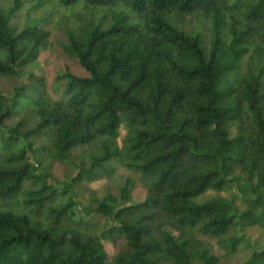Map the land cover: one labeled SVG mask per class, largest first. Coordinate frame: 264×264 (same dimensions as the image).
<instances>
[{
    "label": "trees",
    "instance_id": "1",
    "mask_svg": "<svg viewBox=\"0 0 264 264\" xmlns=\"http://www.w3.org/2000/svg\"><path fill=\"white\" fill-rule=\"evenodd\" d=\"M25 3L0 4V78L36 62L52 37L40 22L11 25ZM48 7L71 18L62 48L87 75L60 76V99L42 78L0 93V128L23 113L0 141V264H218L198 234L232 258L238 226L264 228V0H37L33 9ZM190 14L209 21L210 39L181 27ZM21 137L27 146L14 151ZM40 138L41 173L29 156ZM57 162L77 171L63 188L50 183ZM119 167L139 178L79 213L74 185ZM138 180L147 191L132 203ZM27 181L41 186L24 191ZM234 186L241 211L235 196L199 200ZM103 240L120 242L111 260ZM243 264H264V250Z\"/></svg>",
    "mask_w": 264,
    "mask_h": 264
},
{
    "label": "rangeland",
    "instance_id": "2",
    "mask_svg": "<svg viewBox=\"0 0 264 264\" xmlns=\"http://www.w3.org/2000/svg\"><path fill=\"white\" fill-rule=\"evenodd\" d=\"M25 4L11 17L10 23L12 26L21 30L29 21L31 23L40 22L43 23L47 28L52 29V37L50 38L48 46L43 49L39 56V59L28 67L24 68L18 76L2 77L0 78V93L5 97H13L16 89L22 84H33L39 85V79H43L46 83V88L48 93L53 99H60L63 95V90L66 85L65 79H60L67 70L81 76L87 75L86 71L80 66L76 57H70L62 48V33L64 31V25L67 22H71V18H66L65 13L62 11H57L48 7L43 10H34L33 7L37 0H25ZM14 0H0V4L3 6L5 11H9L13 6ZM47 17L48 20H44ZM46 21V22H44ZM179 23L183 29L189 33L200 32L207 36L208 39L211 38V28L210 23L207 19L199 15H186L179 18ZM33 77V78H31ZM22 114H18L14 119L8 122L7 127L0 128V141H5L7 137L10 136V132L16 126V123L22 117ZM36 119H28L25 128L33 127L36 124ZM23 130V129H22ZM126 130L122 127L120 130L119 141L121 143L122 137L125 135ZM233 135L236 131L233 130ZM33 143L32 149L29 151V156L31 161L37 166V172H43V166L39 163L41 161V144L43 142L40 139H31ZM27 142L24 138H20L18 142L12 145L14 151L26 147ZM46 150H44V153ZM83 155V150L81 148H75L69 155V161L73 160L78 163ZM46 163H44L45 165ZM54 176L50 183H54L56 186L63 188L71 183L73 176L77 173L74 169L73 164H66L65 162H57L53 166ZM127 176H133L139 178L138 174L132 171L119 167L117 173L113 178H100L94 180L90 183L83 182L75 184L71 190L70 195L74 197L77 202V210L79 213L84 211L85 208L91 206V199L93 197H98L102 199L104 196L118 195L120 187L125 183ZM41 186V181L30 182L27 181L24 186V191L28 189H38ZM146 187L142 180H138L135 189L132 192V203L139 202L144 199L146 193ZM216 196H222L225 198H231L235 196L234 202L238 206V210L241 211L245 208L242 202V195L238 188L235 186L232 189H226L223 191L208 190L199 200L205 201L207 199L214 198ZM67 200V198H66ZM65 200V201H66ZM131 202H122L120 204L128 205ZM18 205V201L14 203ZM93 221H100L102 226H108L111 221L101 215L93 214L91 216ZM174 232V231H172ZM237 237H241L242 242L240 243L237 252L232 258L226 255V250L223 245L211 237H206L198 234V238L207 241L211 244V253L219 257L218 264H243L248 261L254 251L264 250V228L260 226L251 227H241L238 226L234 232ZM105 249L108 252L109 260L118 252L120 242L113 245L108 240H103Z\"/></svg>",
    "mask_w": 264,
    "mask_h": 264
}]
</instances>
